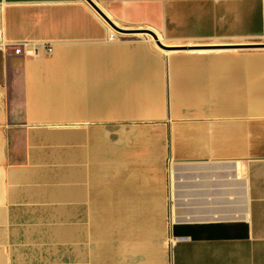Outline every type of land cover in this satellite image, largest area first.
<instances>
[{
  "label": "crops",
  "instance_id": "crops-1",
  "mask_svg": "<svg viewBox=\"0 0 264 264\" xmlns=\"http://www.w3.org/2000/svg\"><path fill=\"white\" fill-rule=\"evenodd\" d=\"M93 1L226 48L163 60L85 0H0V264H264V51L227 52L264 43V0Z\"/></svg>",
  "mask_w": 264,
  "mask_h": 264
},
{
  "label": "rangeland",
  "instance_id": "rangeland-1",
  "mask_svg": "<svg viewBox=\"0 0 264 264\" xmlns=\"http://www.w3.org/2000/svg\"><path fill=\"white\" fill-rule=\"evenodd\" d=\"M107 25V24H106ZM116 25L121 26L119 23L116 22ZM108 26V25H107ZM110 29V27L108 26ZM148 30L152 31H158V29L153 28V27H142L138 29H132L130 32L125 33V32H117V31H111L117 35V38L120 39H126L130 40V42L134 41H144L146 40L147 43L150 44L151 48L154 49V51L158 52L159 55L162 56L163 60L164 58H168L169 56H174V55H206L213 53V51H186V50H196V49H209V48H226V47H214L210 45H196V44H206L203 42H198V41H192L191 43H187V41H171L167 40L163 37L162 44L163 45H168V46H173V48H168L166 50H172L170 52H166L160 47L156 42H154L152 35L148 32ZM136 32V33H134ZM159 32V31H158ZM160 33V32H159ZM140 34V35H139ZM116 37V36H115ZM193 43V44H192ZM230 50H227L228 53L231 54H236V53H241V54H251L253 52H258V51H264V48H228ZM165 68V67H164ZM163 68V72H166V88L163 87L162 90L159 89H152L151 92V97H153L152 101L150 102L151 109L154 110L155 108H158V106H166L171 107V104L175 102V97L172 94V70L166 66V69ZM154 97L156 98L154 101ZM159 98V99H158Z\"/></svg>",
  "mask_w": 264,
  "mask_h": 264
},
{
  "label": "water",
  "instance_id": "water-1",
  "mask_svg": "<svg viewBox=\"0 0 264 264\" xmlns=\"http://www.w3.org/2000/svg\"><path fill=\"white\" fill-rule=\"evenodd\" d=\"M85 1L115 31L128 33L132 30V29L122 28L116 25L114 21L93 0H85ZM148 32L152 35L154 39H157L156 34L152 30H148ZM156 43L164 49L173 48V46L163 45L159 41H156ZM232 46H237L239 48H264V43H248V44H239Z\"/></svg>",
  "mask_w": 264,
  "mask_h": 264
},
{
  "label": "built area",
  "instance_id": "built-area-1",
  "mask_svg": "<svg viewBox=\"0 0 264 264\" xmlns=\"http://www.w3.org/2000/svg\"><path fill=\"white\" fill-rule=\"evenodd\" d=\"M115 38V35L114 34H110L108 39L112 40ZM12 47L13 48V52L15 54H18L22 51V43H12V42H8V41H4L3 38H2V35L0 33V50H3L5 49L6 47ZM43 46H44V49H45V52L47 54H50L52 52V45L51 43L49 42H44L43 43Z\"/></svg>",
  "mask_w": 264,
  "mask_h": 264
},
{
  "label": "bare ground",
  "instance_id": "bare-ground-1",
  "mask_svg": "<svg viewBox=\"0 0 264 264\" xmlns=\"http://www.w3.org/2000/svg\"><path fill=\"white\" fill-rule=\"evenodd\" d=\"M112 29H113V28H112ZM153 32H154V31H153ZM134 33H136V32H134ZM154 33L156 34V38H157V39H154V38H153L154 42L159 41V42L161 43L162 40H163L162 35H161L160 33H158V32H154ZM162 50H164V51H166V52H170V51H172V50H166V49H162Z\"/></svg>",
  "mask_w": 264,
  "mask_h": 264
}]
</instances>
